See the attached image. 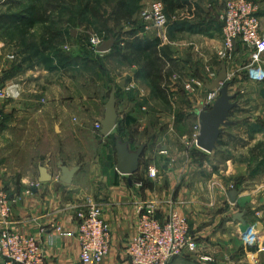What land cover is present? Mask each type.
<instances>
[{
	"label": "crops",
	"instance_id": "obj_1",
	"mask_svg": "<svg viewBox=\"0 0 264 264\" xmlns=\"http://www.w3.org/2000/svg\"><path fill=\"white\" fill-rule=\"evenodd\" d=\"M227 1L191 0L190 9L179 10L178 24L176 17L171 18L170 33L177 38L172 36L160 46H166L173 62L158 55L164 69L157 84L152 83L149 70L142 69L145 61L134 60V44L128 37L121 40L124 46L120 42L111 52L89 59L78 54L67 58L42 47L52 31L49 23L38 25L39 30L35 24L24 29L22 24L6 25L0 19V188L12 201L13 229L40 235L49 264H82L78 240L57 231L76 232L77 212L89 200L102 206L112 230L110 252L100 264H131L126 248L136 232L137 205L146 201L157 202L162 221L170 215L171 201L188 218L203 247L192 255L196 263L220 264L216 259L222 264H264V237L261 250L250 247L254 256L247 255L241 237L253 224L264 232V168L251 171L255 161L263 160L256 148L259 133L250 132L241 120L230 119L232 125L224 128L222 143L213 152L190 148L195 127L200 125L194 111L204 95L189 98L182 83L172 81L174 74L185 79L207 76L209 82L218 77L223 25L220 38L212 17L220 18ZM145 4L142 11L151 2ZM134 16L137 24L127 30L155 39L142 13ZM4 27L19 37L36 35V50L17 36L1 35ZM73 44L71 50L78 46ZM238 61L246 67L244 75L254 77L252 54L240 47L228 69L232 85L234 72L242 71ZM118 62L122 66L117 68ZM90 71L99 77L84 81L85 72ZM91 82L93 90L86 91V83ZM107 84L111 91L117 88L118 119L112 133L103 136L95 124L105 117L111 94L108 97ZM232 85L230 93L237 95ZM7 91L9 96L4 95ZM86 127L89 142L82 138ZM117 136L130 152L142 149L140 169L131 176L117 170ZM70 141L73 146L66 144ZM86 143L95 145L85 147ZM238 155L249 159L241 162ZM62 165L78 169L70 184L61 181ZM40 166L48 170L50 181H39ZM205 254L213 260L203 261ZM0 264H5L1 256Z\"/></svg>",
	"mask_w": 264,
	"mask_h": 264
},
{
	"label": "built area",
	"instance_id": "obj_2",
	"mask_svg": "<svg viewBox=\"0 0 264 264\" xmlns=\"http://www.w3.org/2000/svg\"><path fill=\"white\" fill-rule=\"evenodd\" d=\"M142 15L149 21L154 30V35L160 45L169 42L171 19L168 17L162 0L154 1ZM223 25V42L218 49L219 59L227 65V69L234 62L238 48H245L252 54V62L259 65L264 55V27L260 17V8L252 0H228L224 11L220 15ZM105 34L94 33L90 38V47L99 52L98 47L107 41ZM122 46L125 42L121 43ZM64 50H71L70 44H65ZM256 65V67H257ZM254 70V69H253ZM207 72H210L208 67ZM254 79L261 75L254 70ZM205 78L185 79L181 74H174L172 81L182 83L189 98H197L203 93L204 99L199 102L204 110H210L220 95L218 89L206 90ZM205 93V94H204ZM4 95L9 96L7 91ZM146 109V108H145ZM96 130L102 129L101 122L95 124ZM200 125L195 127V132L190 142V148L198 146ZM153 171L150 172L154 176ZM142 185V184H140ZM171 205L170 215L162 221L158 216L159 207L155 201H146L137 205L136 232L128 243L126 254L131 264H170L175 258L182 257L185 253L196 254L203 249L198 238L193 234L189 220L176 208L174 201ZM12 201L8 194L0 189V256L5 264H49L44 254L41 237L25 235L16 232L12 226ZM78 229L76 232H64L58 229L61 235L75 237L81 247L82 264H100L108 256L112 246V230L109 222L104 217L101 205L89 200L86 207L77 212ZM243 247L247 255L254 256L250 247L257 246L261 250V232L256 224L251 225L241 235ZM264 251V248L262 249ZM203 261L213 260L211 256L201 255ZM255 259V257H253Z\"/></svg>",
	"mask_w": 264,
	"mask_h": 264
},
{
	"label": "rangeland",
	"instance_id": "obj_3",
	"mask_svg": "<svg viewBox=\"0 0 264 264\" xmlns=\"http://www.w3.org/2000/svg\"><path fill=\"white\" fill-rule=\"evenodd\" d=\"M128 8L133 14L138 15L142 13V8L146 2H154L157 0H128ZM259 5L260 8V17L264 27V0H252ZM34 4H41L39 2H33V0H0V14H22V17L16 21H10V23L2 22L3 24H13V23H34L37 26V30L40 29L38 25L42 24L40 20L36 19L35 15H31L32 5ZM141 4H143L141 6ZM116 0H66L64 3H61L59 9L52 14L51 23L53 24L54 28L59 31V36L53 40V45L48 43L42 42V47H47L48 49L52 50V53L55 56H66L67 58L78 55H83L86 59H89L90 56H95L98 53L93 51L90 47V38L94 33H101L111 37H117L122 32V29L126 25L125 23L122 24L121 27H118L114 23V15L113 12L115 10ZM146 5V4H145ZM38 6V5H37ZM97 12V15L96 13ZM213 24L216 25V31L218 36L221 38L222 32V22L219 16L212 17ZM15 20V19H14ZM23 20V21H22ZM145 21L151 23V21L145 19ZM127 26V25H126ZM22 34V32H20ZM7 36L9 38L12 37H19L13 30H7L4 27V30H1V35ZM177 38L173 33H170V39ZM19 40L25 42V44L31 47L32 50H36L37 47V37L36 35H29L26 34L20 35ZM67 42L66 44H70L73 48L74 43L78 44L76 48L74 47L73 50H68L69 52L63 51L64 46L62 42ZM65 45V44H64ZM51 46V47H50ZM236 56V55H235ZM219 58V56H218ZM235 59V57H234ZM238 68H242L240 73L234 72V76L232 79H236L232 85V92H238L236 95L237 98L235 99L239 106L232 112L230 117L231 120L234 122L239 120L238 122L243 123L244 126L250 129V132H257L259 133V138L256 140H260L257 142L258 145H264V59L262 58V63L257 65L254 70L257 74L261 75L258 79H249L244 75L243 64L238 61ZM246 64L248 62H245ZM250 63V62H249ZM252 63V62H251ZM248 65V64H247ZM115 66L121 67L122 63H115ZM244 75V76H243ZM93 76H98L93 73V71L88 72V74L84 75V81H87L88 78H91L93 81ZM117 85V84H116ZM111 85L107 84L108 97L111 91ZM93 90V82L90 85L86 83V91ZM107 97V99H108ZM100 132V131H99ZM249 132V131H248ZM90 129L85 128L82 133V138L85 139L86 142H89L87 138H89ZM91 143V142H90ZM66 144H71L72 141ZM95 143L92 144H85V147H94ZM76 146V145H74ZM261 153L264 154V147L262 146L260 149ZM238 159L241 162L248 161V157L243 155L242 157L238 155ZM251 161H254L253 159ZM259 167L264 168V159L260 160V163L255 161V164H252V169H258ZM1 189V188H0ZM3 191H6L2 188ZM192 255L185 253L182 257L175 258L171 261L170 264H198L193 261ZM221 258L220 256L217 257V260ZM215 263H220L219 260ZM202 264V263H201Z\"/></svg>",
	"mask_w": 264,
	"mask_h": 264
},
{
	"label": "water",
	"instance_id": "obj_4",
	"mask_svg": "<svg viewBox=\"0 0 264 264\" xmlns=\"http://www.w3.org/2000/svg\"><path fill=\"white\" fill-rule=\"evenodd\" d=\"M115 43V38L111 37L98 47V51L101 53L109 52L114 48ZM124 85V81L120 82V86ZM231 85L232 82L228 76L227 65L222 63V69L218 74V77L212 82L206 81V86L209 91L214 89L220 91L219 97L210 110H204V106L200 104L194 111L199 118L200 124V135L197 144L207 152H213L218 147L219 141L224 133V128L231 126L233 123L230 120V117L232 112L239 106V103L235 100L237 96L230 93ZM116 95L117 88L113 87L110 97L105 105V117L101 122L102 129L100 131L103 136L110 135L116 126L118 119ZM116 150L117 170L120 173L131 176L139 171L142 149H139L136 152H130L128 144L123 143L121 138L117 136ZM60 167L62 170L61 181L70 184L78 169H69L63 165ZM51 179L52 176L48 173V170L44 166H40L39 181L48 182Z\"/></svg>",
	"mask_w": 264,
	"mask_h": 264
},
{
	"label": "trees",
	"instance_id": "obj_5",
	"mask_svg": "<svg viewBox=\"0 0 264 264\" xmlns=\"http://www.w3.org/2000/svg\"><path fill=\"white\" fill-rule=\"evenodd\" d=\"M66 0H33V2L41 3L32 5V14L35 15L37 20H40L42 23H49L52 26V31L48 32V36L44 39L45 43H48L50 45H53V40H55L59 36V31L56 30L51 23V17L54 12H56L61 3H64ZM75 2V0H72ZM165 4V10L168 15V17L171 19L173 17H176L177 19L174 20L176 24L180 22L179 18V10L185 9V8H191V0H162ZM129 1L128 0H116L115 10L113 12L114 17V23L116 26L121 27L122 24H126L124 28L122 29V32L119 35H116L117 37H114L116 40L114 48L111 50L113 51L116 48H119L118 45L120 44L122 38L128 37L129 39H132V44H134L133 47V54L134 60L139 61L143 59L145 61V66L142 68L144 70H149L151 75V81L154 84H157L158 81H160L161 75H163V69L164 67H161V64L158 62L162 57L167 62H173L172 58L170 57V52H167L166 46H160L159 40L157 38L153 40L143 39L137 35L136 30L128 31V28H131L137 24V21L135 19V16L132 11L128 8ZM38 5V6H37ZM97 15V12H95ZM22 14H2L0 15V19L2 20L1 23L7 22L10 23V21H16L21 19ZM15 19V20H14ZM23 21V20H22ZM19 24H22L26 28H31L34 26V23H26V22H19ZM49 28V26L47 27ZM133 29V28H132ZM107 36V35H106ZM108 40L111 38V36H107ZM122 43V42H121ZM51 47V46H50ZM46 49H48L46 47ZM67 51L68 50H64ZM110 51V52H111ZM100 53V52H96ZM117 54H121V52H118ZM158 55H161L162 57L159 58ZM125 57V56H123ZM166 64V62H165ZM148 68V69H146ZM158 91L160 92V89L157 87ZM222 141H219V144H221ZM264 147V145H258L256 146L257 149H261V147ZM260 154L263 156V152Z\"/></svg>",
	"mask_w": 264,
	"mask_h": 264
},
{
	"label": "flooded vegetation",
	"instance_id": "obj_6",
	"mask_svg": "<svg viewBox=\"0 0 264 264\" xmlns=\"http://www.w3.org/2000/svg\"><path fill=\"white\" fill-rule=\"evenodd\" d=\"M237 98V97H236Z\"/></svg>",
	"mask_w": 264,
	"mask_h": 264
}]
</instances>
